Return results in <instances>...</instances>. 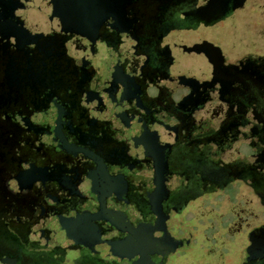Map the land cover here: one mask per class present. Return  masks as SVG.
<instances>
[{"label":"flooded vegetation","instance_id":"flooded-vegetation-1","mask_svg":"<svg viewBox=\"0 0 264 264\" xmlns=\"http://www.w3.org/2000/svg\"><path fill=\"white\" fill-rule=\"evenodd\" d=\"M30 2L0 0V264H166L190 203L226 244L215 204L264 213V51L183 41L243 10L264 24V0H44L41 29ZM196 44L206 69L172 75ZM247 234L242 264H264V218Z\"/></svg>","mask_w":264,"mask_h":264},{"label":"rangeland","instance_id":"rangeland-1","mask_svg":"<svg viewBox=\"0 0 264 264\" xmlns=\"http://www.w3.org/2000/svg\"><path fill=\"white\" fill-rule=\"evenodd\" d=\"M45 11L44 0H31L27 9L23 11L25 24L29 27L41 29L45 26ZM255 18L258 20L255 21ZM258 21H260L258 16L254 14L250 15L246 13V10H243L237 12L233 21L231 19L227 21V18H225L210 27H200L194 33L184 35L185 39L183 41H209L215 46L220 47L223 54L229 60L238 57L242 52L259 54L264 51V24L258 23ZM127 42L126 40L125 43ZM98 57L99 59L96 61V64L101 66L99 73L104 75L105 66H108L110 60L107 56ZM205 69L206 62L203 55L190 52L176 57L175 62L171 66L170 73L172 75L183 74L185 76L197 77ZM148 92L149 94H153L155 90L150 86ZM241 147L243 148L244 145ZM244 150L246 153L245 148ZM238 185L239 183L230 184L224 191L220 192L221 195L229 196L231 200L236 201L235 197L238 192L236 187ZM204 200L202 198L201 201ZM201 201H194L182 212L171 216L168 226L169 232L176 236L185 237L189 240V244H184L183 248L178 249L166 264H242L249 245L248 229L250 226L260 222L264 218V213L260 214L257 212L255 214L257 218L251 215L248 218L243 213L234 218L229 212L227 215L225 214L227 211V205L225 203L220 206L215 204V210L219 207L217 209V215L222 214L220 218L230 226V231L227 232L226 244V237L219 235L218 232L213 233V226L207 227L206 229H204L205 226L202 227V225H208L209 222L203 218L198 220V213H204L207 209L206 205L204 207L199 203ZM214 201H217V199L215 198Z\"/></svg>","mask_w":264,"mask_h":264},{"label":"water","instance_id":"water-1","mask_svg":"<svg viewBox=\"0 0 264 264\" xmlns=\"http://www.w3.org/2000/svg\"><path fill=\"white\" fill-rule=\"evenodd\" d=\"M54 15V13H52ZM79 28V27H78ZM78 28H69V27H66V30L65 31H70L72 33H76V34H80V32H78ZM73 29V30H72ZM188 50H195L196 52H205V50L203 49V44H196L190 48H188ZM22 189V192L20 195L24 198V200H30L31 199V195H29V190H30V183L28 184V186H26V188H21ZM32 201V200H31Z\"/></svg>","mask_w":264,"mask_h":264}]
</instances>
